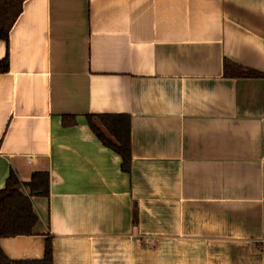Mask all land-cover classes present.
Returning <instances> with one entry per match:
<instances>
[{"label":"crops","instance_id":"0c3cea01","mask_svg":"<svg viewBox=\"0 0 264 264\" xmlns=\"http://www.w3.org/2000/svg\"><path fill=\"white\" fill-rule=\"evenodd\" d=\"M6 53L0 189L49 175L9 259L48 237L52 264H264V75L223 70L264 74V0H24ZM102 113L130 116L129 172Z\"/></svg>","mask_w":264,"mask_h":264},{"label":"trees","instance_id":"16d2710c","mask_svg":"<svg viewBox=\"0 0 264 264\" xmlns=\"http://www.w3.org/2000/svg\"><path fill=\"white\" fill-rule=\"evenodd\" d=\"M23 1L0 0V40L8 41L9 31L21 12ZM7 68L6 53L0 61V71L5 72ZM223 70L224 75L229 77L264 75L227 59L224 60ZM85 119L103 145L119 154L122 170L129 172L131 165L130 116L110 113L86 114ZM76 123V115H62L63 125L69 126ZM48 192L47 171H35L29 181L21 182L16 173L10 170L4 187L0 189V238L33 234L39 223V217L33 209L31 197L47 196ZM0 264H52L51 241L48 237L45 239L44 254L41 259L12 260L0 248Z\"/></svg>","mask_w":264,"mask_h":264},{"label":"built area","instance_id":"2783aa9c","mask_svg":"<svg viewBox=\"0 0 264 264\" xmlns=\"http://www.w3.org/2000/svg\"><path fill=\"white\" fill-rule=\"evenodd\" d=\"M260 254H261V258H262V260L264 262V248L260 251Z\"/></svg>","mask_w":264,"mask_h":264}]
</instances>
